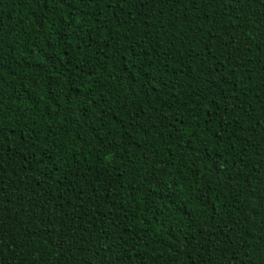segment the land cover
<instances>
[{
  "label": "trees",
  "instance_id": "trees-1",
  "mask_svg": "<svg viewBox=\"0 0 264 264\" xmlns=\"http://www.w3.org/2000/svg\"><path fill=\"white\" fill-rule=\"evenodd\" d=\"M194 262L264 264V0H0V264Z\"/></svg>",
  "mask_w": 264,
  "mask_h": 264
},
{
  "label": "snow or ice",
  "instance_id": "snow-or-ice-1",
  "mask_svg": "<svg viewBox=\"0 0 264 264\" xmlns=\"http://www.w3.org/2000/svg\"><path fill=\"white\" fill-rule=\"evenodd\" d=\"M140 2L144 3V2H146V0H140ZM209 243H211V242L209 241ZM212 247L215 248V245H212ZM232 259H235V257L233 256ZM194 264H195V262H194Z\"/></svg>",
  "mask_w": 264,
  "mask_h": 264
}]
</instances>
